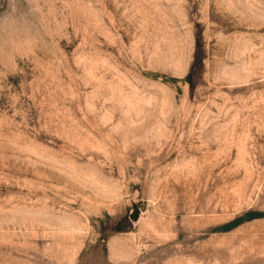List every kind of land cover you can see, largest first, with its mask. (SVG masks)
<instances>
[{"label": "rangeland", "instance_id": "obj_1", "mask_svg": "<svg viewBox=\"0 0 264 264\" xmlns=\"http://www.w3.org/2000/svg\"><path fill=\"white\" fill-rule=\"evenodd\" d=\"M0 264H264V0H0Z\"/></svg>", "mask_w": 264, "mask_h": 264}]
</instances>
